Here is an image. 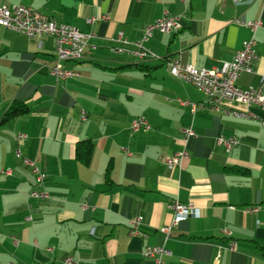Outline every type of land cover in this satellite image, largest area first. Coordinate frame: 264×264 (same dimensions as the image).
Masks as SVG:
<instances>
[{"label":"crops","instance_id":"1","mask_svg":"<svg viewBox=\"0 0 264 264\" xmlns=\"http://www.w3.org/2000/svg\"><path fill=\"white\" fill-rule=\"evenodd\" d=\"M239 1L0 0L93 33L95 45L82 59L65 62L77 75L60 80L49 73L53 36L28 38L0 26V170L10 171L0 173V264H69L70 258L77 264H153L143 256L147 244L165 246V264H264V110L251 106V118L216 111L165 63L178 54L182 63L218 68L251 36L233 19L261 16L255 72L236 81L243 89L259 85L264 8L260 0ZM163 10L179 16L181 28L154 33L145 43L158 58L112 52L120 44L109 38L122 32L127 41L138 39ZM101 14L109 18L86 23ZM15 100L25 102L28 112L1 123ZM180 100L199 108L191 114ZM137 116L151 128L130 134ZM187 126L197 138L188 141L180 166L169 168L165 160L183 148L181 130ZM21 132L27 138L18 141ZM220 134L235 135L240 143L226 151L216 143ZM80 139L94 143L88 166L75 159ZM18 146L46 176L49 199L29 197L36 177L15 155ZM174 200L192 202L199 214L180 221L164 240L158 228L171 221ZM251 206L259 209L246 213ZM137 215L143 217V237L128 233Z\"/></svg>","mask_w":264,"mask_h":264},{"label":"built area","instance_id":"2","mask_svg":"<svg viewBox=\"0 0 264 264\" xmlns=\"http://www.w3.org/2000/svg\"><path fill=\"white\" fill-rule=\"evenodd\" d=\"M232 1L234 3L240 2L239 0ZM260 1L264 8V0ZM108 18V15L105 14L92 16L86 19V23L91 24L97 20L105 21ZM233 22L247 27L251 32V36L242 41L241 47L235 51L232 60L223 62L218 68L195 67L192 64L182 63L180 55L177 54L169 58L165 63L167 70L172 76L204 93L208 97L209 105L212 109L220 111V104H231L233 105V112H223L224 114L240 118H251L253 116L250 110L251 106H257L264 110V76L259 85L250 86L246 89L237 86L236 81L242 73L255 72L259 59L255 50V33L262 26L263 20L261 16L255 20H245L236 17ZM0 26L10 31L22 33L28 38H41L44 35L53 36L56 56L49 67V73L60 80H66L77 75L75 71L63 66L65 62L82 59L87 47L90 50L95 49V45L90 42V39L94 37L93 33L82 32L73 25L58 22L40 10L23 4L0 5ZM180 28V17L170 14L168 10H163L160 16L145 27L138 39L127 41L123 38L122 32H118L115 36L109 38L111 42H122V49H112L111 47V50L114 53L126 52L139 60L158 58L145 43L154 33L178 31ZM179 102L189 106L191 114H194L199 108V105L195 102L187 100H180ZM234 105L242 107H235ZM80 119H86V113L83 110L80 111ZM150 128L149 122L143 116L134 117L129 123L130 134L137 131H148ZM181 132L183 134V148L165 160V165L169 168L180 166L182 160L187 157L188 141L197 138V133L192 126L184 127ZM26 138V133L21 132L17 135L18 141ZM216 143L221 145L226 151H230L240 143V139L235 135L220 134L216 137ZM125 151L129 153L128 149H125ZM15 155L21 158L26 166L30 167L36 177L35 187L29 192V197L32 199H49L50 195L43 189L46 176L40 172L30 158L23 157L19 146L15 149ZM0 173L8 175L10 171L4 169L0 170ZM170 209L172 211L171 221L158 228V231L164 236V240L172 236V229L180 221L199 214V209L192 202L174 200L170 205ZM258 209L259 206L246 207L245 212L255 213ZM142 220L143 217L141 215H137L130 220L129 235L145 236V233L140 229ZM234 247L235 245L232 244L230 248L233 250ZM168 254L169 252L163 244H147L143 248V256L152 260L153 264H165L164 257ZM67 262L69 264H77L71 258ZM7 264L22 263L11 261Z\"/></svg>","mask_w":264,"mask_h":264},{"label":"trees","instance_id":"3","mask_svg":"<svg viewBox=\"0 0 264 264\" xmlns=\"http://www.w3.org/2000/svg\"><path fill=\"white\" fill-rule=\"evenodd\" d=\"M138 68L141 70H148L147 66L137 64ZM28 112V106L25 102L20 100H15L10 107L4 112L1 117V123H8L18 116L26 114ZM94 150V143L91 139H80L75 143V159L79 161L82 165L88 166L91 161V157ZM112 168L111 161L108 162L105 169V180L108 184L111 183L110 172Z\"/></svg>","mask_w":264,"mask_h":264},{"label":"bare ground","instance_id":"4","mask_svg":"<svg viewBox=\"0 0 264 264\" xmlns=\"http://www.w3.org/2000/svg\"><path fill=\"white\" fill-rule=\"evenodd\" d=\"M120 46H113L112 49H122V42H118ZM220 111L225 113L233 112V105L231 104H220Z\"/></svg>","mask_w":264,"mask_h":264},{"label":"rangeland","instance_id":"5","mask_svg":"<svg viewBox=\"0 0 264 264\" xmlns=\"http://www.w3.org/2000/svg\"><path fill=\"white\" fill-rule=\"evenodd\" d=\"M116 112V111H115ZM118 113H119V111H118Z\"/></svg>","mask_w":264,"mask_h":264}]
</instances>
